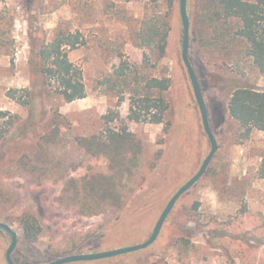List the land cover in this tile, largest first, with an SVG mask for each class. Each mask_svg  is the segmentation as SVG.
Instances as JSON below:
<instances>
[{"label": "rangeland", "instance_id": "374dc122", "mask_svg": "<svg viewBox=\"0 0 264 264\" xmlns=\"http://www.w3.org/2000/svg\"><path fill=\"white\" fill-rule=\"evenodd\" d=\"M189 3V59L203 88L218 149L201 178L176 201L153 243L113 257L66 264H264V177L259 173L264 132L254 129L243 142L237 140L238 125L227 109L230 90L209 80L207 73L232 77L245 72L261 88L264 77L250 73L244 60L237 61L239 55L227 51H212L206 60L201 39L206 0ZM151 27L159 34L168 28L163 56L156 47L160 35L152 36ZM59 30L79 31L85 39V44L68 54L82 69L87 93L82 100L58 98L54 106L47 104L45 119L0 161V222L18 234L12 253L15 264H45L69 254L143 242L169 199L199 170L210 150L181 56L179 0H0V109L27 116L26 107L7 93L12 88L31 87L32 49L51 40ZM121 68L128 85L117 76ZM152 76L170 80V109L164 122L129 120L131 88ZM109 128L116 132L127 128L140 141L138 172L148 178H140V195L123 210L109 208L85 215L77 206L60 202L65 174L75 178L109 174L111 158L91 156L75 145L80 137L106 139ZM51 129L58 131L60 139L57 145L41 149L40 137ZM22 156H28L35 167L46 161L59 164L60 175L31 176L18 165ZM116 181L127 190L135 182L127 172ZM27 213H33L39 225L38 235L31 239L23 234L22 220ZM212 221H234L241 228L233 231L230 226L224 232L209 226ZM224 235L243 236L252 251L245 250L243 258L231 257ZM10 241V235L0 229V264H8Z\"/></svg>", "mask_w": 264, "mask_h": 264}, {"label": "trees", "instance_id": "16d2710c", "mask_svg": "<svg viewBox=\"0 0 264 264\" xmlns=\"http://www.w3.org/2000/svg\"><path fill=\"white\" fill-rule=\"evenodd\" d=\"M263 2L264 0H206V25L204 36L201 38L204 41L205 59L208 60L206 54L212 55V51H227L229 54L239 55L237 61L244 60L250 73L264 77ZM189 4L188 0L187 10L190 19ZM150 32L152 36L160 35L156 41V47L160 56H163L168 28L164 33L159 34L156 27H151ZM151 39L153 40V37ZM83 44L85 39L81 32L59 30L51 40L41 42L32 49L29 59L31 87L29 89L12 88L7 93L11 99L26 107L27 116L23 118L19 114L0 109V121L8 116L6 120H3L4 127L0 124V161L7 156L12 145L25 139L28 133L45 119L47 104L54 106L58 98L71 102L86 97L82 69L70 60L68 54L70 50ZM207 75L212 82L221 83L230 90L227 109L230 118L238 125L237 140L243 142L254 129L264 132V86L258 87L245 76V72L241 73L242 76L232 77L217 72L207 73ZM117 76L123 78L128 85L124 69L118 70ZM169 88L168 77L152 76L138 80L137 86L130 90L132 94L128 119L135 122L163 123L170 109L167 96ZM201 89L203 90L202 86ZM56 115H58L57 111ZM53 121L55 122L56 118L53 117ZM68 123L65 117V124ZM167 130L168 128L165 127L166 133ZM107 133L106 139L98 135L76 138L75 145L91 156L103 155L111 158L109 174L93 173L82 178H75L66 173L61 191L62 204L75 205L80 213L89 216L103 213L109 208L121 211L128 207L130 202L140 195L141 179L148 178L147 175L141 177L138 172L141 143L135 135L127 131V128H122L120 132L109 128ZM59 139L58 131L51 129L40 137L39 147L42 149L49 145H57ZM18 163L23 172L31 176L60 175L61 166L52 161L43 162L35 167L28 156H22ZM155 165L152 164V169ZM126 172L135 181L130 190H127V186L121 181H116L118 176L123 177ZM259 173L260 177H264V161ZM22 224L26 238L31 239L38 235L39 225L33 213L25 214ZM208 225L222 228L224 232L230 226H233V231L241 228L234 221H212ZM223 239L227 243L226 249L231 257L243 258L245 250L253 249L247 240H243V236L224 235ZM232 245L239 249L238 252Z\"/></svg>", "mask_w": 264, "mask_h": 264}, {"label": "water", "instance_id": "95a60500", "mask_svg": "<svg viewBox=\"0 0 264 264\" xmlns=\"http://www.w3.org/2000/svg\"><path fill=\"white\" fill-rule=\"evenodd\" d=\"M187 1L188 0H179V11L182 21V48H181V56L182 60L185 64V67L187 69L188 75L191 80V84L193 87L194 95L201 113L202 123L204 130L208 136V139L210 141V150L204 160L202 161V164L199 168V170L190 177L183 185H181L177 191L172 195V197L167 202L166 206L162 210L159 218L157 219L153 231L151 235L144 240L143 242H140L138 244L120 247L116 249L106 250V251H100V252H93V253H74L69 254L65 256L58 257L52 261H49L45 264H66L70 262H76V261H91V260H97L102 258H108L113 257L117 255H121L124 253L136 251L139 249H143L147 246H149L151 243H153L156 238L158 237L161 228L168 217L169 213L173 209L176 201L179 199V197L186 192L189 188H191L205 173L208 165L210 164L213 156L215 155L217 149H218V142L217 138L211 128L210 122H209V115H208V109L207 104L199 83L198 76L193 68V65L189 59V47H190V19L188 16V10H187ZM0 229L6 231L10 237L11 241L9 243V246L6 250V261L8 264H15L12 259V253L15 250L17 243H18V234L17 232L11 228L9 225L0 222Z\"/></svg>", "mask_w": 264, "mask_h": 264}, {"label": "crops", "instance_id": "0c3cea01", "mask_svg": "<svg viewBox=\"0 0 264 264\" xmlns=\"http://www.w3.org/2000/svg\"><path fill=\"white\" fill-rule=\"evenodd\" d=\"M86 97H84V98H79V99H76V100H73V101H78V100H82V99H85ZM73 101H71V102H73Z\"/></svg>", "mask_w": 264, "mask_h": 264}]
</instances>
